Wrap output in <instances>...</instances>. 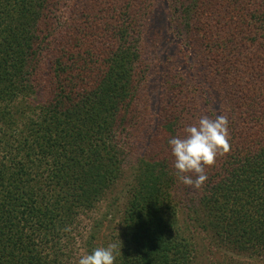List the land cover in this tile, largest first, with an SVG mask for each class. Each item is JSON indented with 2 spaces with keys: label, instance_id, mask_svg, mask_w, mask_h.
I'll use <instances>...</instances> for the list:
<instances>
[{
  "label": "trees",
  "instance_id": "obj_1",
  "mask_svg": "<svg viewBox=\"0 0 264 264\" xmlns=\"http://www.w3.org/2000/svg\"><path fill=\"white\" fill-rule=\"evenodd\" d=\"M170 5L209 98L195 82L168 88L123 210L85 247L116 243L115 264H192L168 141L214 119L216 100L230 148L205 166L199 203L233 256L223 264H264V0ZM159 7L0 0V264H76L74 231L122 179L129 141L149 123L144 36Z\"/></svg>",
  "mask_w": 264,
  "mask_h": 264
},
{
  "label": "rangeland",
  "instance_id": "obj_2",
  "mask_svg": "<svg viewBox=\"0 0 264 264\" xmlns=\"http://www.w3.org/2000/svg\"><path fill=\"white\" fill-rule=\"evenodd\" d=\"M159 5L158 11L148 20L144 36L147 48L143 58L148 68L145 71L148 79V102L145 107L149 123L137 138L129 141L131 147L124 164L122 179L106 194L97 209L82 218L74 231L72 255L76 258V264L82 255L89 253L84 242L92 233V227L98 224L99 234L107 235L112 227L110 217L116 219L123 210L133 173L136 172L140 159L150 145L149 139L158 121L161 101L168 88L176 87L180 83L195 82L192 85H198L209 98L205 86L210 88L211 86L200 75L205 68L204 64L202 67L199 62L201 55L198 52L193 53V48L179 35L178 27L171 15L170 0H159ZM41 96L39 94L37 97ZM203 102L204 100L201 104ZM212 104L215 115H218V101L215 100ZM200 190L201 187L195 188L183 183L178 186L175 195L179 201V223L192 246V264H223L233 256H229L219 238L206 223L205 214L199 203Z\"/></svg>",
  "mask_w": 264,
  "mask_h": 264
},
{
  "label": "clouds",
  "instance_id": "obj_3",
  "mask_svg": "<svg viewBox=\"0 0 264 264\" xmlns=\"http://www.w3.org/2000/svg\"><path fill=\"white\" fill-rule=\"evenodd\" d=\"M229 122L225 115L214 119L205 115L198 124L184 129V138L172 137L168 143L175 158L174 168L177 179L184 185L201 187L207 180L205 166L215 163L218 155L229 151ZM195 176V178H193ZM121 249L116 243L101 246L91 253L82 255L78 264H115Z\"/></svg>",
  "mask_w": 264,
  "mask_h": 264
}]
</instances>
